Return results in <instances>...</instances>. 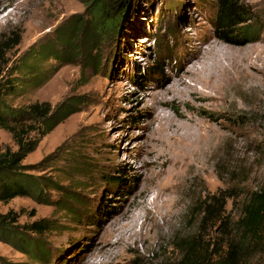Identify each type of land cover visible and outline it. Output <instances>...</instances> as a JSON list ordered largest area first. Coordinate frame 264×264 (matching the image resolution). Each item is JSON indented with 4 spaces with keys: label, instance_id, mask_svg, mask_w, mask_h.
<instances>
[{
    "label": "rangeland",
    "instance_id": "1",
    "mask_svg": "<svg viewBox=\"0 0 264 264\" xmlns=\"http://www.w3.org/2000/svg\"><path fill=\"white\" fill-rule=\"evenodd\" d=\"M123 1L0 0V90L20 83L7 105L83 102L23 160L40 183L34 196L0 201L10 235L0 264H176L185 238L223 232L202 223L207 207L226 204L229 231L264 187V0H239V44L217 37L218 0ZM103 7L116 25L92 52L61 40L77 18L101 32ZM0 144L17 148L1 127Z\"/></svg>",
    "mask_w": 264,
    "mask_h": 264
},
{
    "label": "trees",
    "instance_id": "2",
    "mask_svg": "<svg viewBox=\"0 0 264 264\" xmlns=\"http://www.w3.org/2000/svg\"><path fill=\"white\" fill-rule=\"evenodd\" d=\"M129 1L120 2L118 7H125ZM113 16H110L108 7L97 10V23L101 25L102 22L103 27L101 32H98L99 28L91 27L87 19L77 18L60 35L61 40L69 46L72 45L76 53L80 50L92 52L95 45L100 42L98 36L102 33L108 36L114 31L117 17ZM246 21L245 13L239 4V0H218L215 29L219 39L226 43L239 44L236 36H238L239 27L243 26ZM239 34L244 36V33L240 32ZM86 37L89 39H86ZM94 37L96 40H94ZM48 48L44 50L51 53L52 49ZM46 54L39 50L34 57L42 59ZM61 59L62 57H59L57 60L62 61ZM156 64L154 70L158 71V68L163 67L161 62ZM25 67L26 65L23 66V68ZM35 67H31V70ZM0 76H2V71H0ZM46 76L47 73L39 81H43ZM18 84L20 83L10 84V92L0 90V127L12 133L13 140L17 146L16 149H13L10 146L4 147L0 144V201L2 202H9L17 196H34L39 190V181L26 173L22 163L23 160L35 151L47 134L74 114L78 110L79 105L83 103L81 97L71 96L55 107L50 103H43L41 106L32 105L28 107V110L9 106L5 102V98L15 92L14 86ZM15 121H29L31 124L27 125L26 129L22 126L23 129L20 130ZM33 132H35L34 135L32 134ZM228 216L229 212L226 204L215 211V213L207 207L202 217V223L208 221L210 224H220L223 232H220V235L213 236V239H211L210 233H205L203 236L200 235L196 241L192 238V240L185 238L186 248H188L187 253H183L182 249L179 248L181 253L174 258V263L254 264V259L257 258L261 263L263 260L264 264V187L248 193L240 204L239 216L231 224L230 230L225 231ZM6 222H8L7 217L0 215L1 238L10 237L9 230L1 227V225H6ZM31 228L37 232H44L49 230L50 226L47 221H36L31 225ZM12 236L17 237V234L13 232ZM17 238L25 246L33 247L37 258L45 254L39 248L38 242H35L32 246L30 239L22 240L20 237ZM221 238H224L223 241H221ZM193 242H196V244L192 245Z\"/></svg>",
    "mask_w": 264,
    "mask_h": 264
},
{
    "label": "bare ground",
    "instance_id": "3",
    "mask_svg": "<svg viewBox=\"0 0 264 264\" xmlns=\"http://www.w3.org/2000/svg\"><path fill=\"white\" fill-rule=\"evenodd\" d=\"M2 7V8H1ZM4 7L3 6H0V12L2 11V9H3ZM215 62V61H214ZM218 63V62H217ZM195 66L193 65L192 67H190L189 68V70H191V71H193V73H195L196 75H198V76H196V77H198V79H202L203 78V74H204V66L203 65H200V68L199 67H196L194 70H193V68H194ZM220 76V75H219ZM218 77V76H217ZM228 77H230V76H226V75H224V79L225 78H228ZM222 78V79H223ZM223 79V81H225Z\"/></svg>",
    "mask_w": 264,
    "mask_h": 264
}]
</instances>
